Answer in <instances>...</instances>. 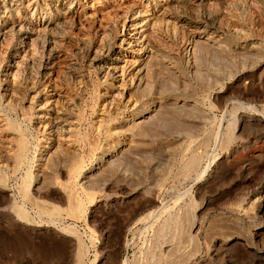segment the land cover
Instances as JSON below:
<instances>
[{
    "label": "rangeland",
    "instance_id": "374dc122",
    "mask_svg": "<svg viewBox=\"0 0 264 264\" xmlns=\"http://www.w3.org/2000/svg\"><path fill=\"white\" fill-rule=\"evenodd\" d=\"M0 264H264V0H0Z\"/></svg>",
    "mask_w": 264,
    "mask_h": 264
},
{
    "label": "bare ground",
    "instance_id": "6f19581e",
    "mask_svg": "<svg viewBox=\"0 0 264 264\" xmlns=\"http://www.w3.org/2000/svg\"><path fill=\"white\" fill-rule=\"evenodd\" d=\"M144 4H145V3H144ZM134 26H135V25H134ZM140 26H141V24H140ZM23 55H24V54H23ZM20 57H21V56H20ZM15 65H16V64H15ZM118 72H119V71H118ZM119 74H120V73H119ZM117 75H118V74H117ZM22 143H23V142H22ZM22 150H23V149H22ZM19 151H20V150H19ZM25 151H26V150H25ZM22 152H23V151H22ZM21 154H22V153H21ZM21 154H20V155H21ZM16 155H17V153H16ZM20 155H19V156H20ZM15 157H16V156H15ZM17 157H18V156H17ZM18 158H19V157H18Z\"/></svg>",
    "mask_w": 264,
    "mask_h": 264
}]
</instances>
